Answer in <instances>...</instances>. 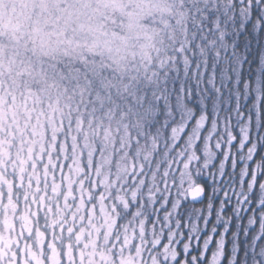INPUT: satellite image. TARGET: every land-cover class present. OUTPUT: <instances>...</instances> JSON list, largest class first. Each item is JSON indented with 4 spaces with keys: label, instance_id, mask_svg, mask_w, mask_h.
<instances>
[{
    "label": "rangeland",
    "instance_id": "374dc122",
    "mask_svg": "<svg viewBox=\"0 0 264 264\" xmlns=\"http://www.w3.org/2000/svg\"><path fill=\"white\" fill-rule=\"evenodd\" d=\"M130 16L122 0H0V264H107L102 249H109L113 261H118L120 251L129 245L135 249L141 237L148 241L155 233L161 236L158 247L169 241L175 246L177 256L171 264H211L218 251V264L226 258L227 264H264V210L252 211L244 218L243 226L238 202L226 212L230 207L226 196L230 200L232 193L221 195L222 185H214L191 169L185 187L194 183L204 189L199 183L207 182L211 191L207 206L189 208L183 224H176L174 219L182 213L183 202L166 198L154 213L156 220L149 225L153 208L146 207L155 203L156 183L173 175V160L182 162L195 153L201 157L202 168L217 162L220 178L225 162L217 161L215 155L209 162L206 146L201 147L199 134L205 133L206 113L196 120L195 111L182 100L175 108L184 117L191 136L185 140L176 132L166 136L159 128L149 135L147 129L155 124L157 113L163 111L166 118L170 116L168 104L154 98L142 105L139 84L133 94L129 91L131 84L124 86L123 81L102 77L105 71L120 74L113 54L119 52L117 42L124 41V32L135 27ZM94 87L99 89L94 96L97 111L101 108L104 113H92V121L100 117L106 124L96 129L92 123L87 138L81 139L88 141L85 147H79L73 138V143L67 145L69 136L79 134L75 131L79 117L75 97L80 101L82 96H90ZM195 105L205 110V98ZM146 107L148 115L137 131L134 115ZM125 108L127 112H122ZM219 110L216 102V117ZM219 131L228 134L222 120L216 125L215 132ZM215 132L207 137L208 142ZM130 134L139 137L129 143ZM143 137L150 140L148 144ZM158 139L169 142L162 157L168 167L161 168L154 162L152 145ZM175 147L180 151L173 154ZM115 149L123 153L110 173L111 160L107 166L102 161L106 154L113 156ZM53 155L71 159L65 163L61 160L55 169ZM82 165L89 168L86 180L76 172ZM128 165H135L136 172ZM63 169L69 178L67 191L62 189L61 179L46 176L48 172L58 175ZM245 176L241 175V181ZM256 178L249 196H245L261 205L264 182L259 189L258 172ZM173 182L168 179L166 197ZM175 189L185 203H190L183 189ZM63 198L66 204L59 200ZM86 208L88 218L84 216ZM165 208L168 217L158 222L157 213ZM232 220L235 225L231 227ZM247 234L251 235V245ZM240 235L247 242L241 251L237 243Z\"/></svg>",
    "mask_w": 264,
    "mask_h": 264
},
{
    "label": "trees",
    "instance_id": "16d2710c",
    "mask_svg": "<svg viewBox=\"0 0 264 264\" xmlns=\"http://www.w3.org/2000/svg\"><path fill=\"white\" fill-rule=\"evenodd\" d=\"M182 10L186 11L188 15L185 30L186 47L183 52H175V60L171 62L174 67L167 69V76L163 80L164 94L154 95L155 89L153 87L137 83L139 84L138 93L143 97L142 105L145 101L154 98L168 104L170 116L166 118L163 111L157 113L155 124L150 125L147 130L149 135H153L155 128H159L166 136H171L172 132L179 130L177 137L185 140L191 136L190 128L184 124V117L176 110L175 106H179L182 102L187 103L195 111L196 120L206 113L208 121L205 133L199 134L200 144L203 148L206 144L211 146L217 161L225 162V171L223 174L221 173L222 177L220 178L217 173V169L219 170L217 162L212 167L202 168L200 156L198 161L195 160L190 166V169L206 177L214 185L217 183L219 186L222 185L220 187L221 195L232 193L230 200L226 196V201L230 205L226 212L228 214L231 209L233 210L236 202H238V205L241 206H238L240 209H238L239 218L241 217V224L244 226V218L249 217L252 211L264 210V204L257 205L255 198H248L251 183L254 178L257 179V172L261 177L259 189L263 187L264 182V0H231V3L228 0H183ZM164 73L165 69H160V74L164 75ZM105 75L109 81L113 78L115 81H123L124 86L130 85L128 76L121 74L116 76L112 71H105L102 77ZM132 83L136 82L132 81ZM97 85V83L94 84V86ZM96 92H99V89L94 87L90 96L84 95L80 101L79 97H75L74 106L77 114H79L76 119L77 130L75 131L79 134H74L73 137L69 136L67 145L73 143V138L76 139L75 142L78 143L79 147L81 145L85 147L88 141L82 142L81 139L89 135L92 123L96 129L106 124V120L103 121L100 117L92 121V113L96 112L98 115L104 113V109L101 108L97 111L98 101L94 98ZM218 96H220V100H218ZM200 98H205L206 109L204 108L205 110L202 111L195 105ZM216 102L220 106L217 117L214 111ZM82 103L86 105V108L81 107ZM122 112H127L126 108ZM220 120H222L223 128L227 130L228 134L220 133L221 131L215 132L216 135L214 134L208 142L209 128H212L214 122L215 125L219 124ZM130 131L137 133L133 127H130ZM138 137L139 135L130 134L129 143L134 142ZM143 138L148 144L150 140L147 137ZM120 139L119 137V141ZM168 145V141L161 139L155 141L153 159L155 163L162 165L161 168L163 166L168 167V162H162ZM95 149L98 150V147ZM178 151H180L178 147L172 150L173 154ZM121 153L123 152L115 149L112 153L113 156L108 154L104 156L102 162H105L106 166L107 161L111 160L112 162L108 166L110 173L117 166L116 160ZM82 155L84 158L87 156L85 152ZM65 158L68 159L62 160L59 155L54 158L53 155V167L55 169L59 167L58 163L61 160L66 162L71 159V157ZM172 164H175L174 160ZM128 166L133 173L136 172L135 165ZM76 172L86 180L89 168L82 165L76 168ZM241 175H246L243 181H241ZM46 176L61 179L62 189L68 190L65 188L69 182L66 169H63L58 175L48 172ZM238 181L241 182L238 183ZM199 184L204 187L206 199L201 205H191V203L183 201L179 195V190L175 189L177 188L175 182L172 184L174 186L170 185L172 190L168 197H166L168 195V179L159 185L156 183L153 192L155 203L150 206L146 205V209L153 208L154 217L148 219L149 225H152L156 220L154 213L158 211V206L161 205L162 200L166 198H169L170 201L181 199L183 202L180 207L182 213H177L174 219L176 224H183L185 221L184 213L189 208L206 207L211 191L207 182ZM257 186L258 183L255 187ZM161 189L167 192H163ZM238 192L241 194L236 196L235 194ZM246 194H248L247 197ZM243 196L246 197V200L244 198L245 201ZM59 200L66 204V198ZM129 207L131 208V204ZM85 213V218L86 215L87 218L90 217L87 208ZM164 216L168 217L167 208L157 213L158 222L162 221ZM232 225H235L233 220L231 227ZM263 236L264 229L262 231ZM230 237V234L226 235L227 244ZM245 237L251 245V235L247 234ZM247 242H244L241 235L237 238L240 251ZM223 264H227V258Z\"/></svg>",
    "mask_w": 264,
    "mask_h": 264
},
{
    "label": "clouds",
    "instance_id": "9594fccd",
    "mask_svg": "<svg viewBox=\"0 0 264 264\" xmlns=\"http://www.w3.org/2000/svg\"><path fill=\"white\" fill-rule=\"evenodd\" d=\"M231 3V0H228ZM123 7L131 13L129 19L135 24L131 30L124 32L123 42H117L119 52L113 54L118 71L122 76H128L134 94L136 84L151 86L155 89L154 95L164 94L163 80L167 76V69L174 67L171 63L175 60V52H183L186 47L185 30L188 21L186 11L182 10L183 0H122ZM171 53V54H170ZM160 69H165L164 75ZM135 81L136 83H132ZM149 109L137 111L134 115L137 131L142 128V121L147 117ZM204 119L199 125L202 127ZM213 123L209 130V137L215 132ZM179 130L176 131L178 134ZM218 146V145H217ZM141 147H143L141 145ZM152 147H155L153 142ZM150 152L151 149H148ZM205 151L210 162L214 152L210 145L206 144ZM198 159L195 153H191L182 162L177 160L173 166V175L168 179L174 181L178 189H183L185 194L198 193L200 188L194 183L185 182L190 176V165ZM178 169V170H177ZM132 239L131 235L128 240ZM161 236L155 233L148 241L141 237V243L132 249L131 245L119 252L120 259L113 261L109 249H102L103 258L107 264H163L165 260L171 261L177 256L175 246L169 241L162 247H158ZM151 247H148V244ZM223 238L220 240L222 247ZM187 247V245H185ZM99 255V253H98ZM220 252L213 257L211 264H218ZM100 264V261H97Z\"/></svg>",
    "mask_w": 264,
    "mask_h": 264
},
{
    "label": "water",
    "instance_id": "95a60500",
    "mask_svg": "<svg viewBox=\"0 0 264 264\" xmlns=\"http://www.w3.org/2000/svg\"><path fill=\"white\" fill-rule=\"evenodd\" d=\"M200 191L198 193H195L194 195L188 194V200L193 205H201L204 203L206 199V193L205 190L202 187H199Z\"/></svg>",
    "mask_w": 264,
    "mask_h": 264
}]
</instances>
